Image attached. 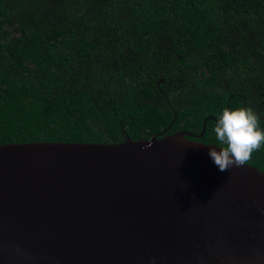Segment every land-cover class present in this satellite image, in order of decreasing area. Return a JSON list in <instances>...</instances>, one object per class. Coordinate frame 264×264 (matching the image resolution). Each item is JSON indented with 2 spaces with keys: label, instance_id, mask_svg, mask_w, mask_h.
I'll list each match as a JSON object with an SVG mask.
<instances>
[{
  "label": "trees",
  "instance_id": "obj_1",
  "mask_svg": "<svg viewBox=\"0 0 264 264\" xmlns=\"http://www.w3.org/2000/svg\"><path fill=\"white\" fill-rule=\"evenodd\" d=\"M171 75L264 130V0H0V144L149 140L182 103Z\"/></svg>",
  "mask_w": 264,
  "mask_h": 264
},
{
  "label": "water",
  "instance_id": "obj_2",
  "mask_svg": "<svg viewBox=\"0 0 264 264\" xmlns=\"http://www.w3.org/2000/svg\"><path fill=\"white\" fill-rule=\"evenodd\" d=\"M161 134L0 144V264H264V172Z\"/></svg>",
  "mask_w": 264,
  "mask_h": 264
},
{
  "label": "clouds",
  "instance_id": "obj_3",
  "mask_svg": "<svg viewBox=\"0 0 264 264\" xmlns=\"http://www.w3.org/2000/svg\"><path fill=\"white\" fill-rule=\"evenodd\" d=\"M215 139L221 145L210 148L209 155L221 172L247 165L253 153L264 147V130L252 108H225L214 126ZM155 264V260H153Z\"/></svg>",
  "mask_w": 264,
  "mask_h": 264
},
{
  "label": "flooded vegetation",
  "instance_id": "obj_4",
  "mask_svg": "<svg viewBox=\"0 0 264 264\" xmlns=\"http://www.w3.org/2000/svg\"><path fill=\"white\" fill-rule=\"evenodd\" d=\"M201 71L202 70H200V72ZM172 77H174V75H171L168 83L171 96L175 99V102L180 100L182 103L178 106H174L173 103L169 101V112L172 114L173 119L170 125L162 132V134L165 135H161L166 136L183 133L185 134V137L190 140L204 142L203 140L209 137V134H207L208 131L211 129L214 130V126L219 118V115H222L223 110L227 108L223 101L215 102V100H218L219 98L226 97V86L217 83L214 87L217 91L214 94L212 89L206 91L203 87L200 88V86H198L201 91L199 90L197 93H193L190 89H188L189 86L181 85V83L180 85L177 84L180 81H172ZM219 89H221V92H218ZM200 92L204 95L210 93V98L207 102L204 98H202ZM211 137L215 138V135L213 134Z\"/></svg>",
  "mask_w": 264,
  "mask_h": 264
}]
</instances>
